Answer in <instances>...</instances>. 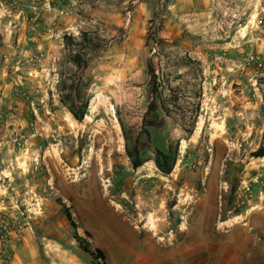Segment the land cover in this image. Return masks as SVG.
Listing matches in <instances>:
<instances>
[{"label":"rangeland","instance_id":"rangeland-1","mask_svg":"<svg viewBox=\"0 0 264 264\" xmlns=\"http://www.w3.org/2000/svg\"><path fill=\"white\" fill-rule=\"evenodd\" d=\"M81 32L99 49L78 123L59 100ZM0 35V244L20 228L46 264H89L86 232L108 264H264V0H0Z\"/></svg>","mask_w":264,"mask_h":264},{"label":"trees","instance_id":"trees-1","mask_svg":"<svg viewBox=\"0 0 264 264\" xmlns=\"http://www.w3.org/2000/svg\"><path fill=\"white\" fill-rule=\"evenodd\" d=\"M64 40L66 41L67 45H71V47L76 48L75 50L72 51L71 56L69 57V63L76 69L77 77L80 80V82L75 83V82H71L70 80L64 82L62 84V96L60 97L59 101L61 105L64 108H66V110L71 115L73 120H75L78 123H81L84 120V117L86 116L87 108H88V100L85 94L86 84L83 83L84 80L83 71L86 68V60L88 56L91 55L92 52L94 53V51H97L99 48H97V46L94 45V38L91 36V34L86 32L80 33L78 44H74L76 40L70 36L65 35ZM1 44H2V37L0 35V45ZM90 45L95 47L97 50L96 49L91 50L89 48ZM185 63L190 64L191 61L189 59H185ZM147 71L152 81L151 93L153 95H157V92L161 88V86L159 85L160 81L158 82L159 79L156 75V72L151 62H149L147 65ZM174 92L175 91H171V94L169 95L167 102L160 100V108L162 109L163 113L166 115L170 112V110H168L167 105H171L172 107H175V105H177L178 97L175 96L176 94ZM197 111H198V106H196L194 114H196ZM195 120L196 117L194 116L191 126H193L194 122H196ZM181 123L184 132L187 134H191L192 129L186 128L187 124L183 122V119ZM125 140H126V153L131 160L132 167L134 169H137L143 165V161L138 151L137 139L133 140L132 142L133 145L131 148L127 145L129 140L127 138H125ZM154 154H155L154 164L156 168L163 176H168L172 172V169L175 164L176 148L173 149L171 146H169L166 152L155 150ZM263 155H264V147H260L259 151L256 154H254L255 157H261ZM64 216L66 217L70 226L75 231L76 227L66 210ZM84 235L85 237L83 238L77 236V234H74L73 239L77 244L78 249L84 255L88 256L89 263L108 264L106 252L100 248H93L88 242V239H90L89 234L84 232Z\"/></svg>","mask_w":264,"mask_h":264},{"label":"crops","instance_id":"crops-1","mask_svg":"<svg viewBox=\"0 0 264 264\" xmlns=\"http://www.w3.org/2000/svg\"><path fill=\"white\" fill-rule=\"evenodd\" d=\"M32 243L33 242L30 239L29 240L27 239L22 243L17 244L12 254L11 264H46V262H44V260L41 259V256L38 251V247ZM165 258L167 257L165 256ZM74 264H78V263L74 262Z\"/></svg>","mask_w":264,"mask_h":264},{"label":"built area","instance_id":"built-area-1","mask_svg":"<svg viewBox=\"0 0 264 264\" xmlns=\"http://www.w3.org/2000/svg\"><path fill=\"white\" fill-rule=\"evenodd\" d=\"M2 229H5V225L3 223L0 224ZM0 229V231H3ZM23 232L20 228H17L13 232V240L11 239H3L0 244V264H11L12 261V246H15L18 242H20L23 238Z\"/></svg>","mask_w":264,"mask_h":264}]
</instances>
